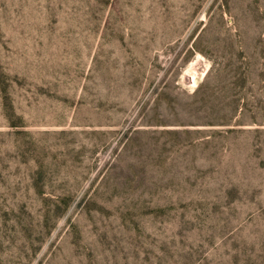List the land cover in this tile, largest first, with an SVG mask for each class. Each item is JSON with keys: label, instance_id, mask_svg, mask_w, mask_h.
Instances as JSON below:
<instances>
[{"label": "rangeland", "instance_id": "obj_1", "mask_svg": "<svg viewBox=\"0 0 264 264\" xmlns=\"http://www.w3.org/2000/svg\"><path fill=\"white\" fill-rule=\"evenodd\" d=\"M0 264H264V0H0Z\"/></svg>", "mask_w": 264, "mask_h": 264}]
</instances>
